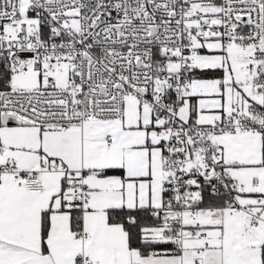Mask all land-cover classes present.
<instances>
[{
	"label": "snow or ice",
	"instance_id": "snow-or-ice-1",
	"mask_svg": "<svg viewBox=\"0 0 264 264\" xmlns=\"http://www.w3.org/2000/svg\"><path fill=\"white\" fill-rule=\"evenodd\" d=\"M0 264H264V0H0Z\"/></svg>",
	"mask_w": 264,
	"mask_h": 264
}]
</instances>
